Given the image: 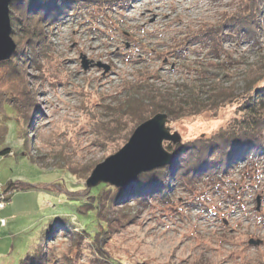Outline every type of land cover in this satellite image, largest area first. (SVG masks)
<instances>
[{
  "label": "rangeland",
  "instance_id": "374dc122",
  "mask_svg": "<svg viewBox=\"0 0 264 264\" xmlns=\"http://www.w3.org/2000/svg\"><path fill=\"white\" fill-rule=\"evenodd\" d=\"M69 3L45 29L46 53L32 62L36 69L16 61L21 78L8 75L0 83V137L6 125L4 147L11 149L0 158V191L9 182L30 187L0 194V219L6 220L0 225V264H19L37 247L52 264H264V146L255 158L230 164L225 158L228 169L218 183L190 174L183 175L188 180L180 188L171 167L176 159L180 174L193 160L181 155L182 145L207 141L239 120L237 105L222 108L216 117L205 113L168 121L169 134L179 137L162 142L163 154L172 156L159 168H172L170 195L147 197L136 186L155 169L125 189L98 184L94 188H109L103 198L114 207L98 206L86 217L76 213L91 208L95 193L86 183L93 170L117 154L142 124L121 108L129 95L135 99L137 90L147 87L175 95L179 85L197 79L242 88L248 66L264 58V0L254 44L226 38L219 56L205 36L224 25L236 0ZM9 17L13 30L10 12ZM21 87L29 98L18 94L14 112L5 102ZM214 149L213 157L219 158L220 147ZM129 193L146 200L135 201ZM97 213L110 221L108 234L94 244L90 236L107 227L98 226ZM37 230L41 244L30 245ZM250 240L261 244L250 246Z\"/></svg>",
  "mask_w": 264,
  "mask_h": 264
},
{
  "label": "trees",
  "instance_id": "16d2710c",
  "mask_svg": "<svg viewBox=\"0 0 264 264\" xmlns=\"http://www.w3.org/2000/svg\"><path fill=\"white\" fill-rule=\"evenodd\" d=\"M71 1L72 0H17L10 5L11 21L14 26L12 35H15L13 41L16 45V51L10 61L0 64V69H2L0 70V83L5 77L7 78L8 75L11 77L15 76L18 79L21 78V76H18V72H20L22 67L19 70L18 68H14L16 61L24 63L23 65L26 66V69H36V62L34 64L32 62L46 53V46L44 44L46 40L45 29L49 24L53 25V23L59 20L64 10L69 7V2ZM260 2L261 0H236L235 8L225 20L224 25L215 31L209 32L205 36L209 39V43L212 44L210 50H212L214 54L219 56L226 38L234 37L236 41H239L237 45H243L245 43L254 44L256 36L259 33L258 8L260 7ZM221 70L225 69L221 68ZM18 82L16 81L15 84L19 85ZM263 82L264 58H262L261 62L257 65L248 66L243 73L241 82H239L243 84L240 89L237 88V83H232L227 87L220 81L212 82L210 80L205 82L201 79H197L193 82H185V84L179 85L178 88L180 93L175 95L148 87L146 89H138L135 94V99L130 98L131 95H129V99H126L127 101L122 103L126 105H123L121 108L125 110L123 112H128V117L134 118L138 116L140 122L143 123L148 120V117L150 118L159 113L165 114L169 122H177L205 113H209L213 117H216L222 108L237 105L238 111L242 113V117L239 120H233L225 129H221L216 135L207 139V141L204 140L203 142L196 140L193 143L182 145V147L184 146V151L181 155L185 154L187 157L193 158V160L188 166L183 167L180 174H178L179 164L176 159H174L171 164V167H176L175 171H173V176L175 179L178 177V181L175 183H177L180 188L183 187L182 185H186V181L188 180L187 178L184 179L183 175L190 174H192L194 178L196 176L200 178L203 175L205 178H216V180L213 179V183H218L222 179L221 174H225L228 169V167H226L227 160H225V158L229 159L227 161L229 164L233 163V161L236 163L245 158H255L264 146ZM20 83L22 85V81ZM241 89L243 93L240 94L239 92ZM18 94L24 95L27 99L29 98V94L27 95V91L22 87L20 90L18 89L16 91L15 97L9 94L5 105L14 112V109L18 107L12 104L16 103V100H18ZM4 100L5 99H3V101ZM6 128L5 125L3 136L0 137V158L8 157L11 153L9 147H4ZM27 130H29V128ZM109 131L105 134H108ZM123 131L122 129V132ZM110 132L114 133L113 131ZM129 134H131V131ZM23 146L30 147V140L28 137H24ZM216 146H219V150H221V156L219 158L213 157L214 148ZM251 154L253 155L249 156ZM171 169L172 168H169V170L159 169L152 171L150 174L143 176L144 178L147 177L145 179L146 181L136 186L139 187V190L146 191L147 197L148 195H151V197H154V195L162 196L164 193L165 196H168L171 193L167 191L168 189L166 186L169 181L171 183L169 179V175L172 174ZM161 184H163V187L160 186ZM29 188V186L24 184L9 182L5 186H2L0 194L8 195L13 192L25 191ZM108 189L109 188L105 185H100L92 189L95 195L89 198L92 201L91 208L86 211L82 210V212L78 208L76 213L86 217L93 214V211L98 209V206H100L101 209L114 207L112 200L103 198ZM129 194L131 197L136 198L135 201L146 200L144 195ZM94 218L98 226L100 224H105L107 226L106 229L103 228L102 234L97 231L92 237L90 236L95 244L97 243L96 240L100 242L99 238L108 234L110 220L101 217V214L98 213L95 214ZM37 249L38 247L22 259L19 264H52L51 258L42 251H37Z\"/></svg>",
  "mask_w": 264,
  "mask_h": 264
},
{
  "label": "water",
  "instance_id": "95a60500",
  "mask_svg": "<svg viewBox=\"0 0 264 264\" xmlns=\"http://www.w3.org/2000/svg\"><path fill=\"white\" fill-rule=\"evenodd\" d=\"M14 1L17 0H0V63L10 60L16 50L11 37L12 28L9 17V6ZM99 67L102 66L99 65ZM83 68L87 69L86 61L83 62ZM105 69L108 70V68ZM167 123V116L159 113L139 125L128 143L117 154L93 170L87 180V188L91 189L102 183L125 189L138 175L169 165L172 156L163 154L162 142H178L179 137L169 134L168 128H165ZM162 127L165 131H162ZM260 244V240L248 242V245L255 247Z\"/></svg>",
  "mask_w": 264,
  "mask_h": 264
},
{
  "label": "clouds",
  "instance_id": "9594fccd",
  "mask_svg": "<svg viewBox=\"0 0 264 264\" xmlns=\"http://www.w3.org/2000/svg\"><path fill=\"white\" fill-rule=\"evenodd\" d=\"M162 131H165V129L163 127H162ZM28 242H29L30 245H35V246H39L41 244V239H40V236H39V230H37L35 233H33L29 237V241Z\"/></svg>",
  "mask_w": 264,
  "mask_h": 264
},
{
  "label": "built area",
  "instance_id": "2783aa9c",
  "mask_svg": "<svg viewBox=\"0 0 264 264\" xmlns=\"http://www.w3.org/2000/svg\"><path fill=\"white\" fill-rule=\"evenodd\" d=\"M2 200H3V196H0V210L2 209V207H4V204H3ZM5 221H6L5 219H1L0 220V225L4 226L5 225Z\"/></svg>",
  "mask_w": 264,
  "mask_h": 264
},
{
  "label": "bare ground",
  "instance_id": "6f19581e",
  "mask_svg": "<svg viewBox=\"0 0 264 264\" xmlns=\"http://www.w3.org/2000/svg\"><path fill=\"white\" fill-rule=\"evenodd\" d=\"M14 2H15V1H14ZM12 3H13V2H12ZM12 3H11V4H12ZM11 4H10V5H11ZM9 7H10V6H9Z\"/></svg>",
  "mask_w": 264,
  "mask_h": 264
},
{
  "label": "crops",
  "instance_id": "0c3cea01",
  "mask_svg": "<svg viewBox=\"0 0 264 264\" xmlns=\"http://www.w3.org/2000/svg\"><path fill=\"white\" fill-rule=\"evenodd\" d=\"M5 210V209H4ZM4 210H2V211H4ZM1 212V211H0Z\"/></svg>",
  "mask_w": 264,
  "mask_h": 264
}]
</instances>
